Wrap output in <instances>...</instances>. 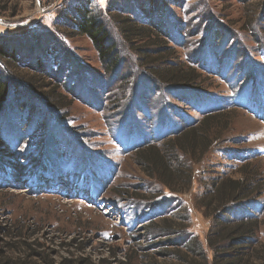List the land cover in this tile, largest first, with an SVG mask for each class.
I'll return each instance as SVG.
<instances>
[{
  "label": "rangeland",
  "instance_id": "374dc122",
  "mask_svg": "<svg viewBox=\"0 0 264 264\" xmlns=\"http://www.w3.org/2000/svg\"><path fill=\"white\" fill-rule=\"evenodd\" d=\"M96 15L116 39L118 68L103 62L79 30L82 19ZM125 16L174 32L175 40L160 36L168 44L155 50L148 44L157 43L156 35L125 44L118 22ZM0 45L14 56L1 58L11 83L0 109L1 159L21 163L44 154L74 189L90 184L100 192L89 202L64 189H0V249L8 248V232L17 224L56 262L210 264L206 240L214 223L204 200L220 179L245 177V165L262 194L233 208L228 219L256 214L264 221V0H0ZM165 46L170 56L159 53ZM174 65L183 73L195 69L197 81L167 89L158 74ZM30 78L36 84L31 99L17 106V82ZM51 89L57 104L48 100ZM188 89L197 93L185 95ZM207 115L211 119L201 122ZM195 121L200 130L192 135L211 142L206 152L201 143L194 152L188 144ZM176 136L186 149L174 157L165 143ZM49 138L56 140L52 148ZM150 145L174 169L170 188L157 177L155 163L138 161L136 153ZM259 237L264 244V226ZM191 238L207 258L191 255ZM16 245L13 255L25 247Z\"/></svg>",
  "mask_w": 264,
  "mask_h": 264
},
{
  "label": "trees",
  "instance_id": "16d2710c",
  "mask_svg": "<svg viewBox=\"0 0 264 264\" xmlns=\"http://www.w3.org/2000/svg\"><path fill=\"white\" fill-rule=\"evenodd\" d=\"M118 22L119 36L125 40V44L129 43L133 45L139 41H145L144 43H148L152 41L151 35H156L153 37V39L154 41L157 40V43L153 41L155 44H148L149 47L151 46L152 50H155L158 45L162 46L168 44L167 40H163V38H161L162 36L167 37L169 35L175 40L173 35L174 32L168 34L165 32V30L163 32L159 28H157L158 30H153V26H148V24H140L132 17L125 16L124 18H120ZM78 25L80 32H84V34L88 35L93 41L95 47L102 57L103 62L111 65L110 68H118L120 63V53L116 51L117 44L116 42L114 43L116 39L113 38L114 36L106 27L104 20L96 15L91 16L88 19H82ZM213 36L215 38V33H213ZM167 47L168 46L163 47V50L159 53H167L168 51H171L168 50ZM136 50L139 54L141 53L142 49L136 48ZM167 55L170 56L171 52H168ZM152 56L153 55L150 56V54H148L147 59H151ZM13 57L14 56L9 53L5 47L0 45V109L5 105L9 98L8 95L11 84L8 77H6L2 71L1 64H3V62L1 61V58L13 59ZM174 66L176 67L171 68V70L170 66H168L166 68L168 70L166 73L160 72V74H158L160 75L159 78L161 77V81L163 83L161 81L160 82L167 89H172L174 86H176L174 88L179 89V87H186L197 81L194 76L196 73L195 69H189V71L183 73L180 70L181 66ZM32 81L33 78H30L29 80L22 79L20 82H17L20 91H18L17 96H13L17 106L23 107L24 100L31 99L28 91L30 86L36 85L35 83L33 84ZM39 88L42 89V86H39ZM195 92L196 91H193L192 89H188L183 93H186L185 95H192ZM50 93L51 99H47L53 104H57L60 101V98L55 95V89H51ZM40 97L44 99L48 96L45 97L40 95ZM209 119H211V115H207V117L201 122L206 123L209 121ZM199 125L200 123L198 124L197 121H195L189 128L187 134L191 136H189V138L187 136L189 139L188 144L192 148L191 150L194 152L195 148L199 149L198 145L201 143L204 146L201 151L206 152L211 146V142L205 138H203L202 141H198V139L192 135L193 133L197 135L200 130ZM178 137L179 136H176L173 141L169 140L167 143H165L166 150L168 151L167 153L174 155V157H177L179 153L178 150L184 151L186 149V146L183 147V145H177L178 142L176 141L180 139ZM54 141L49 138L46 144H51L50 147L52 148ZM152 146L153 145L146 146L144 149H140L136 153V156H138V161L139 163L145 162L146 164L155 163L154 165L156 167L158 166V168H156L159 173L157 177L161 178L162 182L170 188L172 181L171 178L173 177L172 174L174 175V169H172L170 161L168 162L167 157H164V153L159 151L157 152L156 148ZM134 148H136V145ZM146 153H152L153 155L147 154L144 156ZM55 155L56 157L58 156V154ZM22 159L26 162L19 163L13 160L10 162H5V160L1 159L0 157V189H3L7 186L19 188L21 185L30 188L33 192L46 190L49 193H62L61 191L64 189L65 194L68 195L73 193L74 195L71 194L72 196H76V198H80L81 200H86L89 202H94L95 197L100 195V192H98L94 187L91 188L92 186L90 184H87V187L90 189H83V191H81V189H77V191L72 187V184H67L64 181L65 175L61 173V170L57 169L58 164H56L55 161L48 163V161H46L47 157H44V154L43 157L33 156L32 160L31 157ZM52 165L56 167L59 172H51ZM17 166H20V168ZM149 167L151 166L149 165ZM247 167L248 165H245L241 168V171L245 174V177L240 179L231 177L220 179L214 185L215 189L212 196L204 200L203 206L206 208L208 213L210 212L214 223L207 234L206 240L207 246L212 251L210 264H250L251 262L249 263V261L251 256V264H264V244L261 243L259 237L260 230L264 226V221L262 220L263 217L256 216L255 214L252 217L243 218L240 220L231 221L228 219V215L233 208H239V206H241L243 202L246 203V201L253 202L257 200L262 194L260 180H254L257 176L254 178L249 177L251 174H247L250 172ZM148 171L153 172V169L148 168ZM87 180L88 177L85 180V176H83L81 182H86ZM103 181L104 183L101 182L102 186L108 183L107 179H104ZM68 189L71 190V192H69ZM210 207L213 209L211 210ZM8 235L12 237V240L8 242L7 249H0V264H100L93 262L89 257H79L77 259L73 257L62 258L58 262L54 261L52 258L49 259L46 254L37 250V247L40 246L39 244L36 245L28 242V238L25 237V234L17 224L16 226L12 227V231H9ZM191 241V255L193 254L194 258L201 257L202 255L207 258L204 254L203 245L195 238H191ZM18 243L23 247L25 246L24 250L22 252L16 251V254L13 255L10 251L17 249L18 245L16 244Z\"/></svg>",
  "mask_w": 264,
  "mask_h": 264
}]
</instances>
